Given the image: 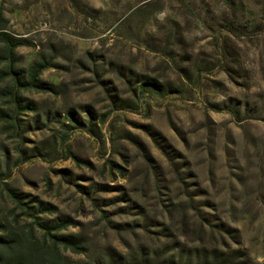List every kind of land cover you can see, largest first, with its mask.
<instances>
[{
  "label": "rangeland",
  "instance_id": "obj_1",
  "mask_svg": "<svg viewBox=\"0 0 264 264\" xmlns=\"http://www.w3.org/2000/svg\"><path fill=\"white\" fill-rule=\"evenodd\" d=\"M233 1L235 15L221 0H0L16 65L49 62L39 80L55 87L24 94L41 126L7 144L45 156H23L11 184L75 221L72 261L264 263V14ZM69 110L83 128L63 127Z\"/></svg>",
  "mask_w": 264,
  "mask_h": 264
},
{
  "label": "trees",
  "instance_id": "obj_2",
  "mask_svg": "<svg viewBox=\"0 0 264 264\" xmlns=\"http://www.w3.org/2000/svg\"><path fill=\"white\" fill-rule=\"evenodd\" d=\"M221 2L225 10L233 15L242 9L240 3L233 0H221ZM258 8L264 14V0L259 3ZM198 18L209 30L215 25L219 26L218 22L209 21L205 15ZM221 20L223 29L231 26L223 18ZM6 28V21L0 17V264H78L64 254L65 252L78 255L85 253L80 236L64 233L69 227L76 226L75 221L67 215L58 213L53 205L38 198L34 197L33 200L28 201V195L19 192L11 184L13 170L19 160H24L23 156L25 159L45 156L42 149L16 147L15 151V148H11V143L7 144L10 140L23 144L26 140L25 135L30 130H34L32 126H41L37 118L28 121L22 117L37 111V103L24 94L30 91L54 93L55 87L39 80L42 72L49 67V62L34 61L27 69L16 65V48L22 46V43L5 32ZM137 76L140 78L139 75ZM137 83L142 94L147 92L162 94L166 90L155 79H139ZM219 106L230 108L229 110L234 113L239 112L236 102H231L230 105L224 102ZM244 108L246 112L253 110L249 107L247 109V103L244 104ZM47 115V120L51 121L60 116V113L55 112L50 117V113ZM64 117L71 124L67 127L63 125L64 128L85 126L82 119L72 110L67 111ZM65 133L64 130L62 134ZM14 153L19 154L15 156ZM113 167L111 163V168ZM94 186L99 185L79 188L86 195L91 196ZM133 205L135 207V204H131L119 210L128 214L130 212L128 210H132ZM143 221L142 226H146V221ZM133 222L136 224V221ZM216 257L217 255L214 254L213 258ZM229 262L231 261H227V264ZM177 264H180V261Z\"/></svg>",
  "mask_w": 264,
  "mask_h": 264
}]
</instances>
